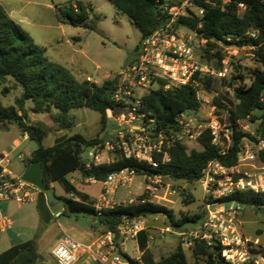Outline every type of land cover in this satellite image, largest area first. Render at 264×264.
I'll return each mask as SVG.
<instances>
[{
	"label": "trees",
	"instance_id": "16d2710c",
	"mask_svg": "<svg viewBox=\"0 0 264 264\" xmlns=\"http://www.w3.org/2000/svg\"><path fill=\"white\" fill-rule=\"evenodd\" d=\"M107 1L119 13L125 15L139 31V43L168 22V17L161 8L165 0ZM190 2L193 9H188L187 16L177 18L174 27L194 31L200 39L205 40L203 53L199 55L202 63L220 70L225 57L224 48L234 45L255 46L251 52L259 67L251 73L248 82L239 72L231 75L228 86H235L234 107H229L219 96L211 97L210 106L214 110V116L231 130L232 147L226 156L218 154L217 147L211 143L209 132L204 131L197 139L201 149L187 151L184 145L175 144L169 150L168 162L162 163L161 155L154 156L157 167L132 158L126 159L117 151L115 159L108 163L95 164L94 161H84L81 156L87 148L94 152L104 149L106 141L98 137L86 139L75 134L57 145L43 146L47 133L42 127L28 123L25 118V103H31L30 111L34 114L53 113L54 123L63 130L74 125L70 113L72 110L88 109L99 114L103 129L108 122L106 111L121 110L120 105L113 100L118 76L101 84L87 79L78 80L68 69L50 61L46 57V49L36 44L0 5V86H3L1 95L6 96L13 90L20 91L14 105L4 106L0 101V124H15L21 135L28 136L29 140L38 145L31 153L26 169L31 163L38 162L42 168L45 186L52 190L51 185L57 183L65 194L71 195V198H62L64 211L61 215H88L105 232H116L122 220L126 218L161 215L165 218V226L175 231L185 230L204 218V209L201 213L182 215L178 219L167 207L152 202L120 204L112 209L97 211L93 201L70 183L68 176L77 173L81 179L93 178L102 182L109 174L127 169L133 171L136 176L160 175L174 182L192 183L200 178L202 170L211 161H218L224 166L234 165L245 139L256 143L257 137L264 138V0ZM199 9L202 10V15H198ZM158 12H161L160 16ZM92 15V6L81 0H72L56 7L58 22L73 27L94 30V21L98 17ZM249 33H255L256 38L252 39ZM194 79L197 86L171 87L167 90L163 88L164 81H159L156 90L150 89L141 98L139 112L145 114V120H153L157 133L176 131V118L180 113L196 112L200 109L198 92L205 96L211 94L215 81L213 77L195 76ZM243 120L258 122L254 135L242 131L239 122ZM256 162L264 165V149L257 152ZM146 198L147 195L144 194L138 199ZM234 198L242 203L243 207L252 206L256 211H260L264 206V195L245 192L237 194ZM190 200L188 194L183 198L185 204L191 203ZM148 236L147 231L138 234L137 247L141 255L139 259H135L124 254L128 264H190L179 243L172 253L155 259L147 246ZM33 245V241H26L10 247L0 253V264H36L39 257L34 252ZM258 251L264 252V247H259ZM190 252L195 260L193 264L201 260L204 264H230L225 261L221 248L208 246L204 241H194Z\"/></svg>",
	"mask_w": 264,
	"mask_h": 264
},
{
	"label": "built area",
	"instance_id": "2783aa9c",
	"mask_svg": "<svg viewBox=\"0 0 264 264\" xmlns=\"http://www.w3.org/2000/svg\"><path fill=\"white\" fill-rule=\"evenodd\" d=\"M228 3L229 0H221ZM190 0L176 5H161L168 17V22L143 39L133 61L118 75V83L113 100L120 105L121 113L115 118L119 123L138 122L135 127L120 129L115 140L106 141L104 149L118 151L126 159H135L157 167L154 156L161 155V162L170 160L169 150L183 140L197 141L198 137L208 131L211 143L218 149L222 157L228 154L232 147L231 130L214 116L213 108L206 97L197 95L202 107H209V121L205 125L194 123L189 115L193 111L180 113L176 118L177 130L169 133L159 131L153 120H145V114L139 112L141 98L154 87L158 88L159 81H164L165 90L171 87L187 85L197 86L195 76H209L215 80L224 81L228 78L230 67L226 57L221 62V69L216 70L201 62L192 44L191 38H185L174 27L179 17L189 14ZM241 8L242 5L240 4ZM202 15V10L197 11ZM190 31V30H189ZM194 35L197 34L191 31ZM252 39L255 33H249ZM202 42L205 40L201 39ZM230 41V38L227 39ZM264 45V43H262ZM231 47V46H230ZM235 49L251 50L256 47L234 45ZM228 47L224 48L227 51ZM113 111L108 109L106 116L114 118ZM126 115V116H125ZM127 117V122L125 121ZM120 126V124H119ZM121 128V127H120ZM138 128H143L140 131ZM23 139L28 136L21 135ZM257 142L251 144L244 140L239 148L237 161L232 166H224L218 161L209 162L202 170L200 183L203 192L204 218L185 230L175 231L166 226L163 231L173 233L178 237L182 249H190L196 240L204 241L208 246H218L222 249L225 261L230 264H264V252H259L249 238L241 230L240 215L243 205L234 197L237 194L251 192L264 195V165L256 162L257 152L264 149V138L257 137ZM19 145L13 143L9 151H4L0 158V202L14 200L19 205L35 203L38 190L21 179L12 170L13 161L27 164L29 157L16 153ZM255 148V149H254ZM94 163H100L101 157L94 151L88 152ZM136 176L131 170H121L109 174L101 183V191L94 204L97 211L112 209L117 206L113 195L117 189L127 187ZM146 182V199H129L128 204L152 202L148 193L153 194L159 189L163 178L160 175H144ZM95 182L93 178L88 179ZM174 193V192H173ZM172 193H168L171 195ZM154 203V202H152ZM264 212V206L261 207ZM61 213L53 217L58 218ZM264 225V219H262ZM9 220L0 216V231L9 229ZM146 217L123 219L116 232H104L95 240L87 243L79 242L70 236H60L50 250V256L56 264H128L121 250L127 241L137 242L140 232L147 230Z\"/></svg>",
	"mask_w": 264,
	"mask_h": 264
},
{
	"label": "rangeland",
	"instance_id": "374dc122",
	"mask_svg": "<svg viewBox=\"0 0 264 264\" xmlns=\"http://www.w3.org/2000/svg\"><path fill=\"white\" fill-rule=\"evenodd\" d=\"M70 1L72 0H0V5L14 19L22 21V28L28 32L36 44L46 49V57L50 61L62 65L71 73L74 72V76L78 80L87 79L101 84L105 80L117 77L127 64L136 57L137 52L135 49L140 39L139 31L125 15L119 13L107 0H81L90 4L93 8L92 16L98 17L94 21V30L62 24L56 18V7ZM184 1L187 0H165L163 5H176ZM162 6L161 8H163ZM191 9H193L192 6ZM90 21H88V24H90ZM178 29L179 33L185 38H191L199 57L203 53L205 42H202L198 36L186 28L179 27ZM250 54L249 50L235 49L233 46L228 47L227 51H224L226 61L230 67L228 78L224 81L215 80L210 95L205 96L201 92H198V95L206 97L209 103L211 97L219 96L229 107H234L236 104L235 86L230 87L228 83L231 75L237 72L244 75L248 82L251 73L259 67L256 59L251 57ZM74 67L78 69H72ZM2 88L3 86H0L1 103L4 106L14 105L20 91L13 90L8 95L3 96L1 95ZM156 89V87L153 88V90ZM25 107L27 112L25 118L28 123L40 126L46 131L47 136L43 141L45 147L52 146L57 138L63 136L67 138L75 134L86 139L98 137L105 141L115 140L120 129L126 130L135 127L138 123L133 122L127 125L123 122L119 123L115 118L122 111L118 109L112 113L114 118H109L106 126L102 129L97 112L88 109H76L70 112L74 119V125L70 129L63 130L54 123L53 113L34 114L30 111V102L25 103ZM209 111V107H202L198 112L191 113L189 118L194 123L205 125L210 119ZM125 121L127 122V117H125ZM239 126L242 131L254 135L258 122L251 123L248 120H243L239 122ZM14 142L19 145L16 153H21L24 157H29L38 146L32 140L23 139L19 128L15 124H0V158L4 151H9L12 148ZM182 145L185 146L187 151L201 149L195 140L185 139ZM115 152L108 149L95 151L104 163L113 161L117 156ZM81 157L84 161H93L88 154V150L83 152ZM13 163L12 170L15 174L21 175L26 171L24 162L16 160ZM69 179L76 185H79L81 181L83 182L77 173L70 174ZM99 187L98 184L91 186L93 191L87 190L97 193ZM51 189L56 197L60 199L67 197L59 184H53ZM145 193L147 191L144 177L134 176L127 187L116 190L113 200L116 205L128 204L129 199L135 202ZM168 193L172 194L168 195ZM187 194L191 197L190 201L192 202L185 204L183 198ZM148 196L152 202L171 210L176 219L182 215H194L203 211V192L198 181L192 183L174 182L168 178H162L158 191L153 194L148 193ZM49 209L52 219L38 234L40 215L36 202L25 205H19L14 200L0 202V216L10 222L9 229L0 231V253L16 244L33 241L34 252L39 257L36 264H56L50 256V249L62 232L73 236L74 239L80 242H89L79 234L90 230L93 221L90 216L61 215V217L54 218L53 216L57 212L62 213L64 211L63 202L51 205ZM240 216L243 234L256 247H264V225L261 223L264 219V212L262 210L256 211L252 206H244ZM146 221V231L149 235L147 246L154 258L158 259L172 253L179 242L175 234L163 231L166 227L165 218L161 215H152L147 216ZM103 231L100 229L98 233ZM121 250L130 258H139L141 255L134 241H127ZM183 251L187 261L193 264L195 260L190 249L184 248ZM78 264H82V262H78ZM197 264H204V262L202 260L197 261Z\"/></svg>",
	"mask_w": 264,
	"mask_h": 264
},
{
	"label": "water",
	"instance_id": "95a60500",
	"mask_svg": "<svg viewBox=\"0 0 264 264\" xmlns=\"http://www.w3.org/2000/svg\"><path fill=\"white\" fill-rule=\"evenodd\" d=\"M159 16L161 12H158ZM140 131H143V128H138ZM66 138L60 137L54 141V145H57L64 141ZM21 179L34 186L38 190L37 199H36V207L40 215V224L38 229V234L45 228V226L51 221L52 215L49 207L56 203L61 202L62 199L55 196V194L49 190L43 180H42V168L38 162L31 163L26 171L21 175ZM216 252L218 249L215 250ZM123 259H126L124 255H121Z\"/></svg>",
	"mask_w": 264,
	"mask_h": 264
},
{
	"label": "crops",
	"instance_id": "0c3cea01",
	"mask_svg": "<svg viewBox=\"0 0 264 264\" xmlns=\"http://www.w3.org/2000/svg\"><path fill=\"white\" fill-rule=\"evenodd\" d=\"M8 13V12H7ZM9 14V16L15 21V22H17L18 24H20V25H22V21L21 20H16V19H14L13 18V16L10 14V13H8ZM28 33V32H27ZM72 69H74V70H76V69H78V68H76V67H74V68H72ZM73 70V71H74ZM73 75H74V72L72 73ZM90 81V80H89ZM107 119H109L108 118V115H107ZM87 150H88V152L89 151H93L91 148H87ZM102 163H104V162H100V163H97V164H102ZM108 163V162H107ZM96 164V163H95ZM76 174V173H75ZM22 175V174H21ZM68 178H69V176H68ZM83 180V182L81 181L80 182V184L78 185H76V184H74L73 183V181H71L70 179H69V181H70V183H72L79 191H81L82 193H84V194H86L89 198H90V200H92L93 201V203L95 204L96 202H97V200H98V198H99V195H100V191H101V183L100 182H97V181H95V182H91V181H89L88 179H82ZM100 185V187L98 188V190H97V193H92V192H89L87 189H89L90 191L92 190L91 189V186H94V185ZM53 185V184H52ZM52 185H51V187H52ZM93 191V190H92ZM66 198H71V195H67L66 194ZM57 213H59V212H57ZM59 217H61V215L59 216ZM240 219H241V216H240ZM40 221H41V219H40ZM100 229H102L103 230V228L101 227V226H98L96 223H95V221L93 220L92 221V225H91V227H90V230L89 231H87V232H83V233H81V234H79V235H81V237H85V238H83V239H87V240H89V242H91V241H93V240H95L99 235H101L102 233H104L105 231H103L102 233H98L99 232V230ZM63 234H66V233H64V232H62V234L60 235V236H62ZM66 235H68V234H66ZM60 236H58V238L60 237ZM69 236V235H68ZM71 238H73V236H70ZM57 238V239H58ZM74 239V238H73ZM148 239H149V236H148ZM74 240H76V239H74ZM76 241H79V240H76ZM80 242V241H79ZM84 243V242H83ZM87 243V242H86ZM136 244H137V242H136ZM51 250V249H50ZM141 254V253H140ZM135 259H139L138 257H136Z\"/></svg>",
	"mask_w": 264,
	"mask_h": 264
}]
</instances>
